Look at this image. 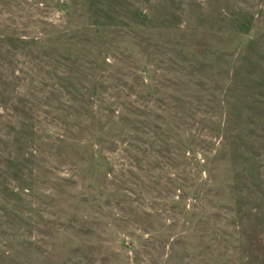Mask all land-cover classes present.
Segmentation results:
<instances>
[{
  "label": "rangeland",
  "instance_id": "rangeland-1",
  "mask_svg": "<svg viewBox=\"0 0 264 264\" xmlns=\"http://www.w3.org/2000/svg\"><path fill=\"white\" fill-rule=\"evenodd\" d=\"M0 264H264V0H0Z\"/></svg>",
  "mask_w": 264,
  "mask_h": 264
}]
</instances>
